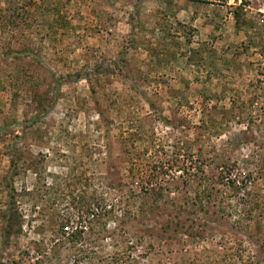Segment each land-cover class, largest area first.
<instances>
[{"label": "rangeland", "instance_id": "1", "mask_svg": "<svg viewBox=\"0 0 264 264\" xmlns=\"http://www.w3.org/2000/svg\"><path fill=\"white\" fill-rule=\"evenodd\" d=\"M0 264H264V0H0Z\"/></svg>", "mask_w": 264, "mask_h": 264}, {"label": "trees", "instance_id": "2", "mask_svg": "<svg viewBox=\"0 0 264 264\" xmlns=\"http://www.w3.org/2000/svg\"><path fill=\"white\" fill-rule=\"evenodd\" d=\"M146 191L149 192V194L153 193L155 190L152 189L151 187L150 188H147L146 187ZM152 191V192H151ZM84 197H81V201H79L78 203V213L80 212L79 216H78V219L81 220V222H83V215L87 212L88 214L91 213V216L90 218H88L85 222L88 224V225H96L97 223L99 224H102L103 222L101 221L102 218L101 217H104L105 214H108V211L106 210L105 207H103L102 209H104V213H94L93 210L89 209V207H85L84 206V202L82 201ZM101 216V217H100ZM99 219H101L99 221ZM65 227V226H64ZM90 230L93 232V228L92 227H89ZM70 228L68 226H66V235L68 236V239L71 240L72 244H73V247L76 248L77 246V243L79 242L78 240H80L82 238V235L84 233V230L86 229L85 226L83 227L82 225L80 226V229L78 228H75V230H72V231H68ZM70 242V241H69ZM96 243V241H94ZM84 254H86L88 257L89 255H95L96 254V251H94V249H90L88 251H83ZM89 254V255H88Z\"/></svg>", "mask_w": 264, "mask_h": 264}]
</instances>
